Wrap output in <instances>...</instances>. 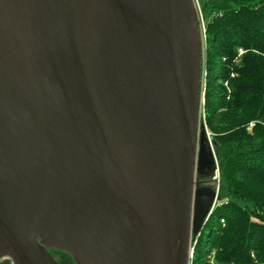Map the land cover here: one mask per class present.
<instances>
[{
  "label": "water",
  "instance_id": "obj_1",
  "mask_svg": "<svg viewBox=\"0 0 264 264\" xmlns=\"http://www.w3.org/2000/svg\"><path fill=\"white\" fill-rule=\"evenodd\" d=\"M201 57L193 0H0V259L190 264L219 200Z\"/></svg>",
  "mask_w": 264,
  "mask_h": 264
},
{
  "label": "trees",
  "instance_id": "obj_2",
  "mask_svg": "<svg viewBox=\"0 0 264 264\" xmlns=\"http://www.w3.org/2000/svg\"><path fill=\"white\" fill-rule=\"evenodd\" d=\"M200 3L203 110L215 140L219 200L194 238L191 264H264V0ZM53 255L75 264L64 251Z\"/></svg>",
  "mask_w": 264,
  "mask_h": 264
},
{
  "label": "built area",
  "instance_id": "obj_3",
  "mask_svg": "<svg viewBox=\"0 0 264 264\" xmlns=\"http://www.w3.org/2000/svg\"><path fill=\"white\" fill-rule=\"evenodd\" d=\"M193 3H194V7H195V10H196V14H197L198 29H199V31L201 33L202 51H203V46L205 44V20H204V17H203V14H202V10H201V7H200V0H193ZM241 51L242 50H240V52ZM201 60H202V57H201ZM203 86H205L204 72H202V75L200 77V88H203V90L200 89L201 91H200L199 124H203L204 125V127L206 128L208 136H210V133L207 130V126H206V123L204 122V119H203V121L200 120L201 107H202V104L204 103V87ZM217 174H218V169L216 170L215 177L217 176ZM192 245L194 246V240L192 241Z\"/></svg>",
  "mask_w": 264,
  "mask_h": 264
},
{
  "label": "rangeland",
  "instance_id": "obj_4",
  "mask_svg": "<svg viewBox=\"0 0 264 264\" xmlns=\"http://www.w3.org/2000/svg\"><path fill=\"white\" fill-rule=\"evenodd\" d=\"M200 7H201V3H200ZM204 48H205V44H204V46H203V51H202V60H204ZM203 72H204V76H205V72H206V70H205V68H204V70H203ZM204 87V91H205V86H203ZM201 90H203V88H200ZM200 90V91H201ZM203 105H204V103L202 104V107H201V114H200V120L201 121H203V119H204V122H205V114H204V110H203ZM206 123V122H205ZM217 178V180L218 181H216V185L218 186V188H219V171H218V174H217V176H216ZM193 254V253H192ZM55 255H57V254H55ZM192 258V257H191ZM191 258H190V264H191Z\"/></svg>",
  "mask_w": 264,
  "mask_h": 264
},
{
  "label": "flooded vegetation",
  "instance_id": "obj_5",
  "mask_svg": "<svg viewBox=\"0 0 264 264\" xmlns=\"http://www.w3.org/2000/svg\"><path fill=\"white\" fill-rule=\"evenodd\" d=\"M48 250L50 251V253L53 255L54 252L60 251L61 249H57V248H51L48 247ZM64 251V250H61ZM65 252V251H64ZM67 253V252H66ZM70 254V253H68ZM71 255V254H70ZM54 256V255H53ZM72 257V255H71ZM73 258V257H72ZM74 261V260H73ZM0 264H12L11 260L8 257H3L0 259ZM76 264V263H75Z\"/></svg>",
  "mask_w": 264,
  "mask_h": 264
}]
</instances>
